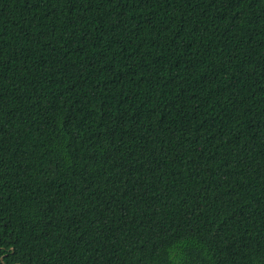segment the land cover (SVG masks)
<instances>
[{"label":"trees","instance_id":"trees-1","mask_svg":"<svg viewBox=\"0 0 264 264\" xmlns=\"http://www.w3.org/2000/svg\"><path fill=\"white\" fill-rule=\"evenodd\" d=\"M0 264H264V0H0Z\"/></svg>","mask_w":264,"mask_h":264}]
</instances>
